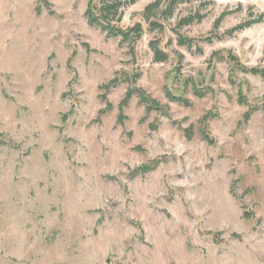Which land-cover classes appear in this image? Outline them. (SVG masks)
<instances>
[{"label": "rangeland", "instance_id": "rangeland-1", "mask_svg": "<svg viewBox=\"0 0 264 264\" xmlns=\"http://www.w3.org/2000/svg\"><path fill=\"white\" fill-rule=\"evenodd\" d=\"M89 2L0 0V264H264V0Z\"/></svg>", "mask_w": 264, "mask_h": 264}, {"label": "trees", "instance_id": "trees-1", "mask_svg": "<svg viewBox=\"0 0 264 264\" xmlns=\"http://www.w3.org/2000/svg\"><path fill=\"white\" fill-rule=\"evenodd\" d=\"M179 0H172V4H175L176 2H178ZM93 0H90L89 2V7H88V11H87V15L89 18V23L92 26H98L100 27L102 30L106 31L108 34L110 35H121L124 38H127L131 33L134 32H139L141 30V23H137L135 26H133L132 28H130L128 31H124L123 29H121L120 27H117L114 25V21H115V17L112 16L111 12L113 13V10L118 8V6L116 5V0H100L99 2V7L96 9V11L94 10V6H93ZM159 1H156L154 3H152L150 6H155L158 4ZM149 7V6H148ZM150 8V7H149ZM120 20V19H118ZM186 22H190L193 20V18H188L185 19ZM251 24V22H247L244 25H240L238 28H243L244 26H247ZM181 44H186L184 41L180 40ZM152 48L154 49L155 52V59L157 61H165L167 60L168 56L167 54L159 49V45L158 44H154L152 45ZM253 72L260 74L264 77V69H259V68H254L252 69ZM115 82H118L116 78H114L113 80H111V84H114ZM138 92L141 96L142 101H145L148 104L149 108H157L159 106V103L156 99L147 96L145 91L141 90H129V92L127 93V96L125 98V101L130 99L132 94ZM178 100H182V98H177ZM240 101L242 103L246 102V98L244 97V95H241L240 97ZM263 106H264V102H263ZM254 109H258L257 106H253L251 110H248L245 113V119L249 120L250 117L252 116V110ZM207 117L204 118L205 123L207 121ZM188 137L192 138V130H186ZM202 134L204 139H206L209 143H214V139L212 138V136L210 135V133L208 131H206L205 129L202 130ZM157 164V163H156ZM155 166V165H153ZM152 165H145L140 169V172L143 171H148L150 169H153ZM134 174H137L134 173Z\"/></svg>", "mask_w": 264, "mask_h": 264}]
</instances>
